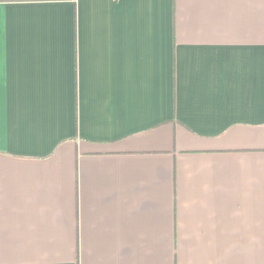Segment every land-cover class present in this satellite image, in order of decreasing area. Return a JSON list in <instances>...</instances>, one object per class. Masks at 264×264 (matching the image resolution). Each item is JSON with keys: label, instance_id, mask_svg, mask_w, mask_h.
Instances as JSON below:
<instances>
[{"label": "crops", "instance_id": "obj_1", "mask_svg": "<svg viewBox=\"0 0 264 264\" xmlns=\"http://www.w3.org/2000/svg\"><path fill=\"white\" fill-rule=\"evenodd\" d=\"M0 264H264V0H0Z\"/></svg>", "mask_w": 264, "mask_h": 264}]
</instances>
